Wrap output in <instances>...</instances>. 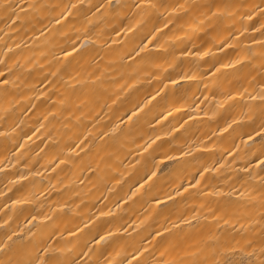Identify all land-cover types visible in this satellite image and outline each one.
I'll return each instance as SVG.
<instances>
[{
  "label": "snow or ice",
  "instance_id": "1",
  "mask_svg": "<svg viewBox=\"0 0 264 264\" xmlns=\"http://www.w3.org/2000/svg\"><path fill=\"white\" fill-rule=\"evenodd\" d=\"M18 7L19 5L14 7L10 0H0V20H3L6 26L7 21H12L13 25L21 21ZM31 7L33 5H28V9ZM93 7L97 11L110 9L115 14L114 18L124 17L127 23L122 21L119 30L112 29L115 37L123 34V40L112 37L109 43V37L105 38L104 30L88 20V27L76 29L72 35L61 31L62 43H55L53 37L52 41L47 42L38 52L30 48L24 49L11 65L0 71V152L15 150L13 159L20 163L27 155L28 142L43 129L48 140L53 139L55 134L63 141V146L59 142L46 145L47 148L55 150L52 158L46 159V164L51 166L54 160H59L52 171L62 172L63 167H68L75 168L80 173H91V178L86 176L85 180L93 188H97L106 185L108 174L116 171L109 161H113V157L119 160L116 152L127 139L133 138L125 133L121 125L131 124L135 117L140 116L145 108L151 105L157 113L147 123L152 134L147 135L137 121L136 132L146 145L144 153L149 149L155 152L165 141L163 137H167L169 142L167 147L160 148L159 161L155 156L151 159V167L147 168L145 175L141 177L144 183L140 184L137 191L152 181L153 177L157 176V170L166 162L173 165L169 169L167 189L156 188L155 185L148 189L140 205L145 213L144 219L139 223L132 220L131 224L125 227L127 221L116 224L117 217L112 216L105 226L99 221L109 214L103 211H100L99 216L92 214L88 217V223L93 224L96 232L90 234L87 240L81 239L84 229L79 225H76L73 231L57 224L58 220L70 216L82 206L88 207L82 198L74 207L65 202L59 205V211L50 209L52 216L42 211L36 214L29 212L24 217L29 225L27 241L20 235L25 232V228L14 230L9 223L13 217L7 215L6 219H0V229H4L0 234V253L5 257L0 259V264H124L123 259L119 258H127L125 248L118 242L131 236L129 227L135 226V231L141 225L151 228L152 224L159 225L148 232V236H152L156 241L157 247L149 252L143 242L147 237L142 236L141 243L133 247L127 264H235L230 258L236 255L235 245H238L239 241L230 235L226 227L222 230V224L227 226L233 219L238 223L240 213L254 207L253 201L257 199L262 210L259 253L264 256V176L259 177L256 195L248 201L244 199V192L240 193L239 199H233L235 187L224 193L219 183L237 161H245L249 167H253L252 161L255 160V168L264 172V79L259 82L258 89L254 90L255 95L248 92L247 88L240 91L239 87H233L230 77L236 71L235 65L240 64V60L226 59L227 52L221 57L212 55L210 59H204L209 57L211 42L216 41L217 37L211 36L208 41L200 40L199 46L202 50L196 51V42L185 31L189 29L194 32L199 28L200 32L207 36L225 18H231L228 11L233 5L223 0H206L203 3L200 0H173L172 3L161 0H121L119 3L117 0H102L98 6L93 4L86 9L83 3H70L57 15L54 23L58 27L70 25L73 10L87 19V13ZM250 7L252 14L247 19L252 20L258 9L262 21L260 30H264V7ZM162 10L168 12V15L164 17L165 22L161 27L153 21L160 20ZM129 12L133 13L131 17L128 16ZM27 13H24L25 22L30 23ZM145 17V23L141 24ZM201 17L209 25L208 28L204 27ZM149 22L151 27L148 26ZM169 25L172 27L169 28ZM47 31L50 32L51 29ZM176 31H184L186 40L177 37ZM260 34L264 36V31H260ZM240 35H243V32ZM231 36L229 33L227 39L217 44L218 49L232 51L233 43H229ZM199 39L197 36L196 40ZM49 44L59 53V58L53 55L52 59H49V53L46 51ZM259 45L264 48V40L259 41ZM17 50L20 51L19 45ZM12 53L13 50L9 48L8 54ZM53 59L56 61L54 66ZM17 66L29 75L35 73L36 86H42L38 92L18 94L17 90L22 84L25 87L31 85L27 84L26 77L22 79L21 72L14 71ZM243 67L241 64V68ZM260 75L264 76V72ZM56 77H61L59 86L56 85ZM140 78H151L155 81L154 94L146 93L144 98L132 107H124L118 119L113 121L109 118L106 124L102 123L106 114L120 99L118 94L115 99L111 98L110 90L126 93ZM252 79L254 81L255 77ZM129 80L132 82L129 83ZM49 89L53 90L51 94ZM197 92L200 93L199 96L196 95ZM245 95L246 100L243 99ZM106 97L111 98L110 104L99 103ZM157 98L165 99L163 107L156 103ZM25 101L26 106L21 107ZM90 104L95 106L89 108ZM201 105L204 107L201 108ZM193 106L197 113L202 112L207 118L202 123L216 126L215 131L209 129L211 135L202 133L203 139L197 135L199 129H192V124L197 123L191 111ZM29 112L35 113L36 122L39 124V127L33 126L35 130L23 129L21 125H24L25 121L18 120L20 115ZM157 126L160 128L159 132L156 131ZM21 140L24 142L21 143ZM237 140L240 144L236 143ZM157 141L161 143L157 144ZM21 149L24 151H20ZM41 153L44 154L41 158L49 155L45 149H40L36 155L40 156ZM6 159L7 157L0 159V165H3L0 171L7 168ZM32 167L31 161L24 163L28 176L15 172L5 173V179L9 175L17 176L16 180H9L6 187L20 184L23 189L18 192L17 198L12 200L13 210L21 214L23 209H17L18 205H31L49 191L48 188L33 191L36 187L34 183H21L28 181L29 177L44 176L39 169L33 172ZM73 175H76V172H73ZM243 175L254 177L258 173L245 170ZM65 180L66 177L57 176L56 183L62 184ZM241 180L242 176H238L237 182ZM80 183L83 184L84 181ZM115 183L119 184L120 181L116 180ZM11 190L9 187V191ZM76 195L79 197L80 194ZM0 196H5V192L0 191ZM134 196L136 191L132 192L128 200ZM128 200L119 197L116 207L120 208L123 203L126 208ZM241 205L245 208L242 209ZM153 212L156 216H153ZM159 216H163L164 223H160L156 218ZM241 227L243 228V225ZM121 230L123 235H119ZM65 231L68 238L64 237ZM105 240L112 246L111 251H108L109 245L101 243ZM256 243V240H249L247 246L255 252L253 245ZM89 244H95L97 247H88ZM84 248H88V251H83ZM93 253L97 255L95 260L85 262L76 259L77 256H91ZM156 253H159V258ZM166 256L170 258L165 259ZM260 264H264V260H261Z\"/></svg>",
  "mask_w": 264,
  "mask_h": 264
},
{
  "label": "bare ground",
  "instance_id": "2",
  "mask_svg": "<svg viewBox=\"0 0 264 264\" xmlns=\"http://www.w3.org/2000/svg\"><path fill=\"white\" fill-rule=\"evenodd\" d=\"M10 2L14 7L16 5H19L17 10L20 12L21 21L15 25L12 24V21H7L8 26H6L5 22L3 20H0V59H3L8 65H11L12 61L17 56L21 55V51L17 50V45H19L20 49L30 48L33 51L38 52L40 48L34 47V42H39L42 32L47 35L48 29L47 21L44 22L43 26H41L40 24H36L35 27H33L30 23L25 22L26 18L24 13L25 11L29 12V0H10ZM51 2L55 3L56 0H51ZM65 2H67V0H65ZM75 2L76 0H72V3ZM101 2L102 0H99V3ZM161 2L172 3L173 0H161ZM190 2H195V0H190ZM200 2L203 3L206 2V0H200ZM223 2L233 5V7L228 11V16L231 17L230 19L225 18L218 27H215L214 21L213 26L215 27V30L211 31L207 36H205L204 33H201L199 28H196L194 32L189 29H185V31H187V35L191 36L196 42V51L202 50L199 46L200 40L208 41L210 40L211 36H216L217 40L211 42L212 47L209 57H204V59H210L212 55L221 57L224 52L228 53L226 59H239L240 64L235 65L236 71L233 73V76L230 77V79H232L233 81L232 86L239 87L240 91H244V89L247 88L248 92H251L253 95H255L254 90L258 89L259 82L264 79V76L260 75V73L264 72V67H262V65H264V48L259 45V41L264 40V36L260 34V31L264 30H260V23L262 21L261 18H259L258 9L257 13L253 15L252 20H248L247 17L252 14L250 5H258L259 7H264V4H261L260 0H223ZM99 3H97V0H84V7L87 9L93 4L98 6ZM95 11L96 8L93 7L91 8V11L87 13V15L91 16L92 12ZM101 12H103V9H101ZM167 15L168 12H163L160 20L153 22H156L158 26L162 27L163 23L165 22L164 17ZM112 16L114 17L115 14L112 13ZM201 22L204 23L205 28L209 27L207 22L203 21V17H201ZM70 23H75V21L71 20ZM108 23L111 24L112 28H116V30H119V26H117V23H119L118 20L114 23L112 19H109ZM124 23L126 24L127 21H124ZM97 26L99 29L104 30V35L109 37L108 42L111 43V38L115 37V32H113L111 29L105 30L103 24H98ZM148 26L151 27V22H149ZM77 27H79V24H77ZM171 27L172 26L169 25V28ZM245 29H247V31H244ZM164 31L167 32L168 30L164 29ZM241 32H243V35H240ZM229 33L232 34L229 43H233V50L229 51L228 49H218L216 45L220 44L222 40L227 39L229 37ZM175 35L181 40H186L184 31H176ZM197 36H199V40H196ZM115 38L117 40H123L124 36L123 34H121L120 37ZM254 41H256V43H254ZM189 47H191V45H189ZM9 48H11L13 52H15V55H3V53L8 52ZM177 55H179V53H177ZM42 62L43 61H41V63ZM241 64L244 65L243 68H241ZM3 70H5V68L3 66H0V71ZM253 77H255L254 81L252 79ZM237 80L239 81V83H237ZM250 81L251 83H249ZM131 82L132 81L129 80V83ZM44 87L46 88L47 86L45 85ZM200 87L202 88L203 85L201 84ZM155 88L156 83L151 78H140L139 82L133 84V87L131 89H128V91L124 93L121 99H119L117 103L113 105V111H116L117 114H119L120 111H123V108H118V105L123 103L124 105L131 107L136 103L137 100H142L146 93L154 94ZM196 95L199 96L200 93L197 92ZM113 99H115V96L113 97ZM243 99L246 100L247 95H245ZM158 100L159 98H157V101ZM200 107L203 108L204 105H201ZM225 107H227V105H225ZM186 111H188V109H186ZM191 111L197 123L192 124L191 121L189 123L192 124L193 131L199 129V131L197 132L198 136H201V138L203 139L202 133L211 135L209 129L213 131L216 130V126L214 124L208 125L206 123H202V121H205L207 118L203 116L202 112L197 113L195 111V106H193ZM209 116H211V112L209 113ZM109 118H112L111 114H109V116H106L105 120L102 123L106 124ZM19 119H23L25 121V124L21 125V127L25 130H35L33 128L34 125L35 127H39V124L36 122V116L34 112H29L26 115H20L18 117V120ZM185 119H187V117H185ZM136 120L137 117L133 119V122L131 124L121 125V128L125 130V133H133L135 135V143H130L128 141H130L131 139H127L125 141L127 142V146L122 149L119 148V150L116 152L119 160H116L115 157H113V161L115 162L113 163V161H109V163L113 164V167L116 169V171L108 174L106 185H100L97 188H93L92 185L89 184L87 180H85L86 176L91 178V173H80L75 168L70 169L63 166L62 172L54 173L52 171V168L55 167L57 163H59V160H54L51 166H48L46 164V159H51L52 155L55 152V150L47 148L46 145H51L59 142L61 146H63V141L55 134L53 135V139L48 140L45 136V130L43 129L38 132L36 136L32 137V141L28 142V145H26V147L28 148L27 155H25L20 163H16V160L13 159V153L15 152V150H13V152H0V159L7 157V159L5 160V164L8 165L4 171H0V191L5 192V196H0V219H6L7 215H11L13 217V220L9 222L11 227L17 231H19L20 227L25 228V232L20 233V235L25 239H29L27 234V228L29 227V225L24 219V217L28 215L29 212H31L32 214H36L38 211H42L52 216L53 213L52 211H50V209H56L57 211H59V205L65 202L74 207L76 204L80 203V199L82 198L85 201V204L88 205V207L82 206L70 216L64 217L63 220L57 221V224L61 228L67 227L71 228L73 231H75V226L79 225L80 228L84 229V236L81 238L82 240H87L90 234H94L96 232L93 224L88 223V217L92 214H95V216H99L100 211L109 214V216L102 217L99 221L100 224H104L105 226H107L106 221L110 220L112 216L117 217V220L115 221L116 224L127 221L125 227H127L128 224H131L132 220H136V222L139 223L140 220L144 219L145 215V213H143V210L140 208V205L144 201V194L152 185H155L156 188L164 187L167 189L169 180V177L167 175L169 174L170 164H167L166 162L165 165H161L160 170H157V176L153 177L152 181H149L148 184H145L143 189L137 191L140 184L144 183L141 177L145 175L147 168L151 167V160L148 159V155L149 153H152V149H149L147 153H144V147L146 145L144 144V140H141L136 132ZM220 122L222 123V121ZM153 123L155 122L153 121ZM89 127H91V124L89 125ZM157 127L159 128V126ZM29 135H31V132H29ZM147 135H151V133H148ZM146 139L147 136H145V140ZM162 139H165V141L162 143V145L158 146L157 153H159L160 148L167 147V144L169 142L166 140L168 139L167 137H163ZM192 139H195V137H192ZM20 142L23 143L24 141L21 140ZM159 143L161 142L157 141V144ZM236 143L240 144V141L237 140ZM241 147L243 148V145ZM40 149H45V152L49 153L48 157L41 158L44 156L43 153H41L40 156H37L36 153H39ZM20 151L23 152L24 150L21 149ZM77 151H79V149H77ZM141 153H143V155H141ZM169 154L171 155L172 153ZM156 159L157 161H159V154L156 155ZM228 159L229 161H231V157H229ZM29 161H31L33 164L32 171L35 172L37 169H39L44 173V176L42 178L29 177L28 181L21 183H34L36 187L33 188V191H35L36 189L43 190L45 188H48L49 191L45 192L44 197H40L37 202L31 205H18L17 209H23V212L21 214L19 211L13 210L12 200L16 199L18 192L23 191V189L20 187V184H13L6 187V185H8V181L16 180L17 176L9 175L7 179H5V173L15 172L17 174L28 176V171L24 168V163ZM255 164L256 161L253 160V167H249L245 161H237L236 164L232 165L229 173H226L223 179L219 181L222 186L223 192H230L232 187L234 186L236 192L233 195V199H239L241 192L245 193V201H248L251 197L255 196V189L258 188L260 182L259 177L264 176V172H259V169L255 168ZM0 167H3V165H0ZM245 170L254 171L255 173H258V175H255L254 177L243 175ZM73 172H76V175H73ZM162 173H164L165 175H162ZM57 176H60L61 178L66 177L65 182L62 184L56 183ZM77 176L79 177V179H77ZM238 176H242L241 182H237ZM112 177H114V179ZM116 180H119L120 183L116 184ZM80 181H84V183L81 184ZM53 185L54 187H52ZM9 187H11V191H9ZM108 189H111V191H109ZM133 191H136V196L132 197L131 200H128V197L132 196ZM76 193L80 194L79 197H77ZM9 197H11V199H9ZM69 197H71V199H69ZM119 197H124L125 200H128L126 208L123 203H121L120 208L116 207ZM253 203L255 205L254 207L247 208L245 209V211H242L240 213L238 223L236 222V219H233L227 226H223L222 224V230L226 227L230 235L235 236V240L239 241V244L235 245L236 255L230 258L235 262V264H260V261L264 260V256H261L259 253V238L261 229L260 220L262 210L259 206L258 199L253 201ZM41 205L43 206L41 207ZM241 208L244 209L245 206L241 205ZM180 210L183 211L182 208ZM245 213H250V215H246ZM152 214L153 216H156L155 212H153ZM156 218L160 221V223H164L163 216H159ZM241 225H243V228L241 227ZM158 226V224H152L151 228H155ZM134 227L135 226L128 228V232L131 233L130 237L118 242L125 248V255L127 256V258H119L123 259L124 264H127V259L131 258L130 254L132 253L133 247L138 246L139 243H141L142 236L147 237V239L143 242L145 243V246L148 247L149 252L157 247L156 241L153 240L152 236H148V232L151 231V228H147L145 225H141L140 228H136L134 231ZM3 231L4 229H0V234H2ZM137 233H139V235H137ZM237 233H239V235H237ZM77 235H79V233H77ZM119 235H123L122 230ZM64 237L68 238L67 231L64 232ZM97 239H99V237H97ZM249 240H256L257 243L253 245V247L255 248V252H253V248H249L247 246V241ZM149 241H151V244H149ZM101 243L109 245L108 240H105ZM88 247L96 248L97 245L89 244ZM111 250L112 246L109 245L108 251ZM83 251L87 252L88 248H84ZM105 255H107V252H105ZM173 255H175V253H173ZM156 257L159 258V253H156ZM0 258L5 257L3 255H0ZM99 258L103 259V257ZM168 258L170 257H165V259ZM76 259L87 262L89 260L97 259V255L93 253L91 256H77Z\"/></svg>",
  "mask_w": 264,
  "mask_h": 264
},
{
  "label": "clouds",
  "instance_id": "3",
  "mask_svg": "<svg viewBox=\"0 0 264 264\" xmlns=\"http://www.w3.org/2000/svg\"><path fill=\"white\" fill-rule=\"evenodd\" d=\"M117 2L119 3V2H121V0H117ZM70 3H72V0H67V2H65V0H56L55 3H52L51 0H29L28 5H33V7H31L29 9V12L27 13L28 18L31 21L30 24L33 27H35L36 24H40L41 26H43L44 22L47 21L48 29H51L50 32L47 31V35H45L43 32L41 33V39L39 40L38 43L34 42V47L43 48L47 42L52 41L53 37H55V43H62L63 40L61 37V31L66 32L68 35H72L76 29L88 27L89 26L88 20H91V22L93 24H96V25L103 24L105 30H107V29L112 30L113 29L111 24L108 23L109 19H112L114 23L118 20L119 23H117V26H119V24L122 21L123 22L126 21V20H124L123 16H120L119 18H114L112 16L111 10L107 9V8H105L103 10V12L97 11V10L95 12H92L91 16H88L87 19L84 16L78 15L76 10H73V21H75V23H71L70 25H61L58 27L54 23V21H55L57 15L63 10V8L66 5H69ZM75 3H83L84 4V0H76ZM97 3H99V0H97ZM260 3L264 4V2H262V0H260ZM132 15H133V13H131V12L128 13V16L131 17ZM146 19H147L146 17L144 19H142L141 24H143L142 22L145 23ZM77 24H79V27H77ZM137 27L139 28L140 26L137 25ZM142 30L143 29H141V31ZM105 38H107L106 35H105ZM20 51L23 52L24 49H20ZM46 51L49 53V59H52L53 55H55L57 58H59V53L51 47V44L48 45ZM3 55H8V52L3 53ZM12 55H15V52H13ZM52 63L54 66L56 63L55 59H53ZM0 66H3L4 68H6L8 66V64H6L3 59H0ZM14 71L21 72L22 79L26 77L27 78V84L31 85V87H25V85L22 84L21 87L17 90L18 94L38 92L40 90V87H42V86H36L37 81L34 78L35 73H33V75H29L27 72H25L19 66H17V68ZM45 71H47V69ZM49 79H53V78L49 77ZM55 81H56V85L59 86L61 83V77H56ZM89 86H91V85H89ZM52 91H53L52 89H49L50 94ZM117 94L120 96V99L124 95V93H121L118 91L112 92L110 90V92H109V96L111 98H113ZM111 98L106 97L105 99L100 100L99 103H101V104L109 103L110 104ZM53 99H54V96H53ZM138 101L139 100H137L136 102H138ZM49 103H51V100H49ZM156 103L159 104L161 107H163L165 104V99L160 98L158 101H156ZM26 104H27V101H25L24 104L21 105V107L26 106ZM94 106H95L94 104H90L89 108L94 107ZM124 107H128V106L124 105L123 103L118 105V108H123V110H124ZM121 112L122 111H120L119 114H117L116 111H113V106H112V110L110 112H108L106 114V116H109V114H111L112 120L114 121V120L118 119ZM156 114L157 113L153 110L152 106L146 107L144 113H141V115L138 116L137 120L135 121L136 130L138 127L137 121H139L140 122L139 126L142 127V130L146 134L151 133V131L147 127V123L150 119L154 118ZM119 131L120 130L118 129V132ZM156 131L159 132L160 128H157ZM128 135L133 137L128 142L135 143V135L133 133H128ZM93 139H95V137H93ZM97 143H99V141H97ZM126 146H127V142H125L122 146H120V148L122 149V148H125ZM157 154H159V153H157V150L155 152L149 153L148 159L151 160L154 156L156 157ZM172 166L173 165L170 164V168ZM162 175H165V174L162 173ZM24 240L27 241V239H25V238H24ZM0 255L4 256L3 253H0ZM0 259H4V258H0Z\"/></svg>",
  "mask_w": 264,
  "mask_h": 264
}]
</instances>
